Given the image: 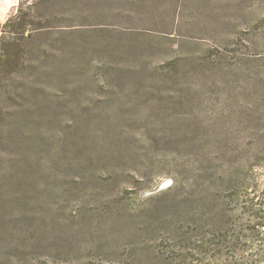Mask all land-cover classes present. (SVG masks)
Wrapping results in <instances>:
<instances>
[{
    "label": "rangeland",
    "instance_id": "obj_1",
    "mask_svg": "<svg viewBox=\"0 0 264 264\" xmlns=\"http://www.w3.org/2000/svg\"><path fill=\"white\" fill-rule=\"evenodd\" d=\"M17 17L0 264H264V0H0V43Z\"/></svg>",
    "mask_w": 264,
    "mask_h": 264
},
{
    "label": "trees",
    "instance_id": "obj_2",
    "mask_svg": "<svg viewBox=\"0 0 264 264\" xmlns=\"http://www.w3.org/2000/svg\"><path fill=\"white\" fill-rule=\"evenodd\" d=\"M17 18L18 21L13 25L11 32L12 36H14L12 40L7 43H5V41L0 43V78L15 72L20 66L22 59V56H20L19 53L18 44L15 41V36L25 37L28 29L23 25L21 17Z\"/></svg>",
    "mask_w": 264,
    "mask_h": 264
}]
</instances>
